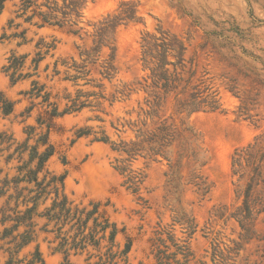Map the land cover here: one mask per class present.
<instances>
[{
	"label": "rangeland",
	"instance_id": "1",
	"mask_svg": "<svg viewBox=\"0 0 264 264\" xmlns=\"http://www.w3.org/2000/svg\"><path fill=\"white\" fill-rule=\"evenodd\" d=\"M19 7L20 0H7L0 13V92L15 102L10 115L0 111V134L21 143L32 125L33 145L46 130L36 119L50 107L24 94L33 81L44 86L47 102L58 110L77 93L85 100L80 111L52 119L48 141L54 153L46 169L64 175L63 191L74 204L100 203L119 230L112 252L131 240L126 260L112 263L264 264V210L247 232L233 216L250 165L243 158L234 173L232 164L235 153L248 159L264 148V0H85L76 34L68 27L39 26L36 17L26 19L30 11L20 15ZM124 10L134 12L133 19L115 25L93 52L96 29ZM146 34L172 42L170 62L181 51V75L189 79L183 92L178 93L184 81L167 92L149 86L141 60ZM50 44L54 48L47 49ZM12 54L23 57L15 74L22 76L14 84L5 72ZM193 92L205 102L189 112L180 102ZM161 122L181 135L154 154L146 131ZM79 131L88 133L77 136ZM132 141L140 147L131 157L112 149ZM7 154L0 151L1 177L16 175L22 163L6 162ZM259 170L252 194L263 197L264 159ZM52 237L41 233L24 252L38 244L45 264H95L100 255L105 260L108 241L99 250L88 246L65 256Z\"/></svg>",
	"mask_w": 264,
	"mask_h": 264
},
{
	"label": "trees",
	"instance_id": "2",
	"mask_svg": "<svg viewBox=\"0 0 264 264\" xmlns=\"http://www.w3.org/2000/svg\"><path fill=\"white\" fill-rule=\"evenodd\" d=\"M7 0H0V13L4 9ZM85 0H20L21 13L24 15L30 11L31 14L26 17L30 20L36 17L39 26H57L68 27V31L76 34L82 27H78L82 16V7ZM122 5V4H121ZM131 10L121 11L120 14L112 18H107L102 22L95 31L93 52H98L100 47L109 39V32L115 25L125 20H132ZM77 27V28H76ZM54 48V45H46V48ZM175 50L172 42L164 36L154 37L146 34L142 39L141 60L144 67L149 71L151 84L149 85L154 91L155 88L167 92L178 87L181 81L184 85L178 93L183 92L188 86V78H182V58L181 51L176 55L177 61L170 62L166 59L168 51ZM40 55V52L36 53ZM23 57H17L13 54L8 58V65L5 72H9L11 82L14 84L22 75L18 69L23 64ZM39 58L33 61L36 64L41 60ZM22 59V60H21ZM169 64L174 68L169 71ZM178 68L180 70H178ZM29 76V75H24ZM79 77V76H78ZM74 76L73 78H78ZM32 88L25 91L28 97H41L42 102L47 103L50 109L44 110L46 117L39 114L36 121L39 126L45 124L46 130L40 131L35 143L29 145L35 127L27 126L26 138L23 142L17 143L11 136L0 134V144L5 143V147L0 151H8L5 161L9 162L13 158L18 161L22 160L17 168V174L10 176L5 173L3 177L2 168L0 167V264H45L39 245L36 244L31 251L24 252V249L36 241L38 236L43 234H53L51 242H56L55 249L68 255L70 250L83 251L88 246L99 250L102 241H108L109 245L103 253L106 257L102 261V255L95 264L112 263L115 258L127 255L131 248V240L127 238L121 251L112 252L114 240L118 229L115 222L110 221L103 210H100V203L89 201L87 205L80 206L69 200L64 193V175L51 174L46 169V162L54 153V147L48 141L49 129L52 119L63 115L64 113L77 112L86 106L85 100H80L77 93L75 97L68 99L69 104L62 110H58L55 103L47 102L49 94L44 92V86L32 82ZM198 94L193 92L189 98L181 101L183 108L193 112L200 108L205 102L204 99H197ZM15 102L0 92V111L3 115H10L14 111ZM34 104L26 108L27 116L33 109ZM137 137L142 136V131L137 130ZM88 132L79 131L77 136ZM147 144L154 154L160 153L161 147H167L175 137H180L179 132H171L170 128L164 122H161L153 131H146ZM98 140L106 141L104 138ZM39 147H43L42 150ZM140 147V142L132 141L129 144L121 142L112 145V149L121 150L130 157L136 153ZM12 149V151H10ZM10 151V152H9ZM27 152V158L22 159ZM16 155V156H15ZM246 159L250 165V173L245 188L239 191L242 196V204L233 213L240 227L247 232L248 225L256 216L264 210V196H253L252 187L257 184L260 177V164L264 159V148L262 152L255 155L249 154L245 158L242 154L235 153L233 157L234 173L242 168L241 159ZM42 173V177L39 174ZM263 181V180H262ZM46 238V237H45ZM161 256H157L160 259ZM126 260V259H125ZM114 262L112 264H116Z\"/></svg>",
	"mask_w": 264,
	"mask_h": 264
}]
</instances>
